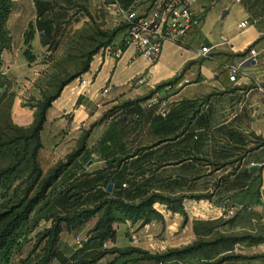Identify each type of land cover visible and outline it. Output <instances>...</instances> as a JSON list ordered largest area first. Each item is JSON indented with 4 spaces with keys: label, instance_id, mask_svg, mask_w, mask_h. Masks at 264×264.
I'll use <instances>...</instances> for the list:
<instances>
[{
    "label": "crops",
    "instance_id": "0c3cea01",
    "mask_svg": "<svg viewBox=\"0 0 264 264\" xmlns=\"http://www.w3.org/2000/svg\"><path fill=\"white\" fill-rule=\"evenodd\" d=\"M12 1L7 28L11 38L16 34L20 40L18 46L11 44L10 50L2 54L7 77L16 69L15 64H6L7 58L24 51L23 36L28 25H33L35 35H43L36 26L37 21L44 19L40 17L42 13L66 15L59 17L60 24L68 21L69 15H94L95 9L107 2ZM111 1L113 11L118 13L120 10L143 13L153 3V0ZM192 9L200 17V24L177 42L164 43L154 65L148 66L133 49H124L120 59L106 58L102 64L94 55L88 72L80 76L93 77L87 94L77 95L78 78L52 102L44 123V127L49 121L55 124L53 133L57 140L52 167L65 162L78 149L81 151L52 186L47 207L42 206L39 215L38 232L50 227L51 219H44L46 216L93 208L105 199L120 198L132 203L151 195L171 198L206 195L210 197L207 201L190 206L186 204L189 200H184L182 206L185 212L212 211V222L227 218L212 229V235L259 234L264 226V0H197ZM207 21L212 24L209 44H205L203 32ZM243 22L246 26L240 28ZM220 36L226 41H221ZM205 47L212 48L211 58H198V51ZM252 49L256 52L254 62L243 64L237 82H231L228 67L250 59L248 52ZM137 75H143L151 87L173 81L169 88L160 89L171 102L166 119L146 108L148 87L129 86V80ZM105 87L109 93L94 98ZM13 105L14 111L18 108L13 122L21 127L31 126L35 108L25 111L21 107L27 112L22 114L20 102L16 100ZM70 197L74 199L70 201ZM71 206L74 207L70 209ZM154 209L160 212L163 221H152L142 227L129 221L116 223L114 237L103 249L138 248L160 254L196 240L190 220L184 222L182 216L172 213L166 205L156 204ZM97 220L96 216L60 234L59 260H70L81 250L82 245H75V240L89 238L88 232ZM100 250L89 246L82 254L88 259ZM221 251L213 260L234 253L247 262L264 264V242H244ZM108 257H111L109 264H124L125 259L115 260L113 255L95 264ZM55 263L59 264H52Z\"/></svg>",
    "mask_w": 264,
    "mask_h": 264
},
{
    "label": "trees",
    "instance_id": "16d2710c",
    "mask_svg": "<svg viewBox=\"0 0 264 264\" xmlns=\"http://www.w3.org/2000/svg\"><path fill=\"white\" fill-rule=\"evenodd\" d=\"M12 4V0H0V90L5 87V81L2 77V54L10 50L12 44V38L7 28V20ZM40 17L42 16L40 15ZM52 24L53 22L49 23L44 19L36 22L40 33L46 38L50 37L48 35ZM35 33L34 27L30 23L23 36L25 48L23 55L29 62L33 60L30 52L31 44L36 36ZM47 39L53 40L54 38ZM96 51L98 52V50ZM95 53H91L90 56ZM90 60L81 72L82 74L88 72ZM73 80H75L74 77L67 80L58 93L46 98L34 107V121L29 127L18 126L12 121L13 98L8 103H5L3 98L0 99V201L4 202L0 204V264H12L13 256L21 251L29 235L34 232L41 220L39 215L43 210L42 206L47 207L46 200L52 186L64 173L72 159L78 156L81 151V148L78 149L75 153L69 155L65 162L57 163L47 174H43L38 157L42 149L41 132L46 121V114L52 102L59 97L63 87ZM172 83L173 81L166 82L158 86L157 89L159 90L163 86ZM209 198L206 195L174 198L151 195L132 203L124 202L120 198H110L101 201L93 208H81L46 216L44 219H51V225L49 228L34 234L35 243L30 254L33 255L37 251H39V254L33 264H52L53 262L59 264H95L108 255L116 256L115 260L125 259L124 264H126L125 262H130V264H166L173 260L179 262L187 258L207 255V251H203V248L208 244L199 243L198 241L186 247L168 250L161 254H150L138 248H103L107 241L113 239V225L116 223L129 221L132 224L139 223L142 227L152 221H163L160 212L154 209L156 204L168 206L172 213L179 214L184 221L186 218L182 206L184 200L207 201ZM72 199L74 197L69 198L70 201ZM74 206H71L70 209ZM34 214H36V217H33ZM96 216L98 220L88 232L87 242L70 259L72 263L69 262L70 260H59L57 248L60 234L63 231H72ZM35 218L36 220H34ZM32 222L33 225L30 227ZM261 229L263 235L259 232L255 236L244 234V236L235 238L230 236L218 237L217 240L212 242V260L220 252H223L221 250H230L235 244L264 242V226ZM193 230L199 238L200 235L194 225ZM218 243H222L219 248L217 247ZM89 246H95L101 250L86 259L82 251L89 248ZM231 258L230 256H222L219 258L218 263L229 261ZM237 258L242 259L241 256H237ZM19 264H26V262Z\"/></svg>",
    "mask_w": 264,
    "mask_h": 264
},
{
    "label": "rangeland",
    "instance_id": "374dc122",
    "mask_svg": "<svg viewBox=\"0 0 264 264\" xmlns=\"http://www.w3.org/2000/svg\"><path fill=\"white\" fill-rule=\"evenodd\" d=\"M113 5L114 4H112L111 0H107L103 7L100 6L95 9L93 12L94 15H69L67 18L68 21L60 22V24L57 23L59 17L66 15H54V13L43 15L42 13L41 16H43L45 21L49 23L53 22V26L48 35L50 37L47 38L54 39L48 40L46 37H43V35H36L31 44L30 55L33 56L31 62L26 60L23 51L17 52V55L16 53L9 55L6 64L10 66L11 64H15L16 69L13 70V75L8 74L9 76L7 77L4 75L5 69L3 65L2 77L5 81V87L0 90V99L3 98L5 103H8L11 98L14 99L13 103L18 100L20 102V113L26 114L27 112H23V107H25V111L32 110L33 107L39 105L46 98L58 93L67 80L73 77L76 80L80 78L82 74L81 72L85 68L87 62L90 59V61L93 60V56L97 53L96 50L99 51L102 47L110 45L113 42L120 43L122 36L124 35L123 21L119 16L120 14L118 11H113ZM203 32L206 34L205 44L212 42V24L209 21H207ZM12 39V44L18 46L20 37L15 34ZM23 50H25V48H23ZM94 52L96 53L90 56V54ZM65 87H63V89ZM13 109L14 105L12 104L11 117H16L18 114V108H15V111ZM54 129L55 124L53 121H49L42 129L43 142L41 141L42 149L40 151L39 164L44 175L53 168L52 162L55 155V141L57 140V137H54ZM58 142L59 141H57V143ZM0 202V204L4 203L2 201ZM194 202L201 201L189 200L186 204L191 206ZM187 212H185L186 218L184 222L190 220L192 225H194V228H197L200 237L198 238L196 236L194 242L198 241L199 243L208 244L203 248V251H207L208 254L201 257L187 258L185 260H180L179 262L173 260L166 264L218 263L220 261L219 258L212 260V242L217 240L218 237H221V235L218 234L219 232H214L212 235V229L214 226L227 221V218L214 220L212 222V211L197 212L193 210ZM33 217H36V214H34ZM34 220H36V218ZM41 223L40 226L44 227L43 222ZM195 223L197 224L195 225ZM32 225L33 222L30 227ZM38 229L39 226H37L34 232L29 235L27 242L21 251L13 256L12 264L23 262H26V264H33L37 259L39 251L33 255L30 253L35 243L34 234L38 232ZM259 232L263 235L262 229H260L258 233ZM242 235L244 236L243 233L233 232L227 234V236L232 238L241 237ZM221 244L222 243H218L217 247L219 248ZM180 248H183V246L174 249ZM168 250H172V248H168L166 251ZM226 256L232 257L231 260L218 264H257V262H247L237 258V256H240L239 254L236 255L232 253ZM110 260L111 257H108L100 262V264H109ZM125 263L130 264V262Z\"/></svg>",
    "mask_w": 264,
    "mask_h": 264
},
{
    "label": "built area",
    "instance_id": "2783aa9c",
    "mask_svg": "<svg viewBox=\"0 0 264 264\" xmlns=\"http://www.w3.org/2000/svg\"><path fill=\"white\" fill-rule=\"evenodd\" d=\"M238 1V0H235ZM197 0H153L148 11L138 13L137 11L120 10L119 14L124 24V35L120 45H107L102 47L95 58L100 62L106 58L113 60L120 59L124 49H133L136 55L141 58L148 66L154 65L160 58L163 44L166 42H177L181 37L196 28L200 24V17L194 13L192 6ZM246 23H240V28H245ZM220 40L225 42L224 36ZM212 48H202L198 51V58L210 59ZM250 59H254L256 52L252 49L248 52ZM250 59L238 65H230V81L236 83L243 64L249 63ZM102 64V62L100 63ZM93 84V77L80 78L77 84V95L79 97L87 94L86 89ZM129 86L148 87L149 97L145 106L153 110L162 119H166L170 113V99L163 96L157 87H151L143 75L132 77ZM169 88V85L163 86ZM109 93V88L105 87L98 90L93 96L105 97ZM95 106L100 107V103ZM125 187V186H123ZM87 237L77 238L75 244L81 246L86 243Z\"/></svg>",
    "mask_w": 264,
    "mask_h": 264
},
{
    "label": "water",
    "instance_id": "95a60500",
    "mask_svg": "<svg viewBox=\"0 0 264 264\" xmlns=\"http://www.w3.org/2000/svg\"><path fill=\"white\" fill-rule=\"evenodd\" d=\"M249 62L253 63V62H254V59H250ZM246 64H248V63H246ZM246 64H245V65H246ZM253 170H255V169H253ZM108 189L110 190V189H111V186H109Z\"/></svg>",
    "mask_w": 264,
    "mask_h": 264
}]
</instances>
